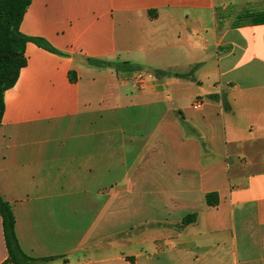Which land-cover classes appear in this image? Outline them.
<instances>
[{
  "label": "crops",
  "instance_id": "obj_1",
  "mask_svg": "<svg viewBox=\"0 0 264 264\" xmlns=\"http://www.w3.org/2000/svg\"><path fill=\"white\" fill-rule=\"evenodd\" d=\"M20 32L51 49L26 42L0 125L25 254L264 264V0H31Z\"/></svg>",
  "mask_w": 264,
  "mask_h": 264
},
{
  "label": "trees",
  "instance_id": "obj_2",
  "mask_svg": "<svg viewBox=\"0 0 264 264\" xmlns=\"http://www.w3.org/2000/svg\"><path fill=\"white\" fill-rule=\"evenodd\" d=\"M30 3L31 0H0V125L5 110L4 94L16 84L21 69L27 63L24 52L26 42L34 41L39 46L51 50L43 41L28 38L20 32V25ZM206 201L209 206H215L218 204V195L208 194ZM0 215L8 252V259L4 264H36V260L21 249L15 232L13 209L1 195ZM195 218V214L191 215L185 222ZM128 261L133 264L131 258H128Z\"/></svg>",
  "mask_w": 264,
  "mask_h": 264
},
{
  "label": "built area",
  "instance_id": "obj_3",
  "mask_svg": "<svg viewBox=\"0 0 264 264\" xmlns=\"http://www.w3.org/2000/svg\"><path fill=\"white\" fill-rule=\"evenodd\" d=\"M151 78H152V74L145 72V71H142L136 75L135 81H136L139 88L144 89L147 86L148 81ZM200 105H201V103L198 100L195 102L194 107L197 109Z\"/></svg>",
  "mask_w": 264,
  "mask_h": 264
},
{
  "label": "rangeland",
  "instance_id": "obj_4",
  "mask_svg": "<svg viewBox=\"0 0 264 264\" xmlns=\"http://www.w3.org/2000/svg\"><path fill=\"white\" fill-rule=\"evenodd\" d=\"M262 63L264 64V59H262L261 64ZM261 64H250L249 66V68L257 76V78L259 77V80L264 77V67L261 66Z\"/></svg>",
  "mask_w": 264,
  "mask_h": 264
}]
</instances>
